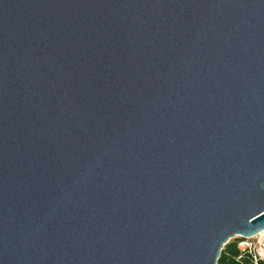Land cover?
I'll return each instance as SVG.
<instances>
[{
	"label": "water",
	"instance_id": "95a60500",
	"mask_svg": "<svg viewBox=\"0 0 264 264\" xmlns=\"http://www.w3.org/2000/svg\"><path fill=\"white\" fill-rule=\"evenodd\" d=\"M264 230V0H0V264H217Z\"/></svg>",
	"mask_w": 264,
	"mask_h": 264
},
{
	"label": "trees",
	"instance_id": "16d2710c",
	"mask_svg": "<svg viewBox=\"0 0 264 264\" xmlns=\"http://www.w3.org/2000/svg\"><path fill=\"white\" fill-rule=\"evenodd\" d=\"M241 240L243 238L240 237V239H232L224 244L217 264H264L262 261L255 263L248 252L238 246V242Z\"/></svg>",
	"mask_w": 264,
	"mask_h": 264
},
{
	"label": "built area",
	"instance_id": "2783aa9c",
	"mask_svg": "<svg viewBox=\"0 0 264 264\" xmlns=\"http://www.w3.org/2000/svg\"><path fill=\"white\" fill-rule=\"evenodd\" d=\"M238 246L248 252L255 263L264 262V234L256 237V241L243 239L238 242Z\"/></svg>",
	"mask_w": 264,
	"mask_h": 264
},
{
	"label": "rangeland",
	"instance_id": "374dc122",
	"mask_svg": "<svg viewBox=\"0 0 264 264\" xmlns=\"http://www.w3.org/2000/svg\"><path fill=\"white\" fill-rule=\"evenodd\" d=\"M261 233V232H260ZM232 239H240V237L239 236H235V237H232L230 240H232ZM249 240H252V241H256V237L255 236H253V237H251V238H248Z\"/></svg>",
	"mask_w": 264,
	"mask_h": 264
},
{
	"label": "bare ground",
	"instance_id": "6f19581e",
	"mask_svg": "<svg viewBox=\"0 0 264 264\" xmlns=\"http://www.w3.org/2000/svg\"><path fill=\"white\" fill-rule=\"evenodd\" d=\"M264 234V230L261 231V233L259 232L258 234H256V237H259V235Z\"/></svg>",
	"mask_w": 264,
	"mask_h": 264
}]
</instances>
